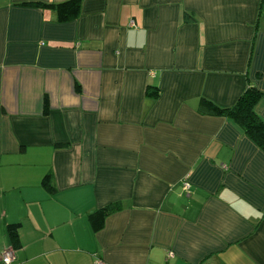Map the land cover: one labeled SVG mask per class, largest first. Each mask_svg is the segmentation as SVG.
I'll list each match as a JSON object with an SVG mask.
<instances>
[{
    "label": "crops",
    "instance_id": "crops-1",
    "mask_svg": "<svg viewBox=\"0 0 264 264\" xmlns=\"http://www.w3.org/2000/svg\"><path fill=\"white\" fill-rule=\"evenodd\" d=\"M24 1L66 0H0V264H264V151L198 111L264 91V0Z\"/></svg>",
    "mask_w": 264,
    "mask_h": 264
},
{
    "label": "trees",
    "instance_id": "trees-1",
    "mask_svg": "<svg viewBox=\"0 0 264 264\" xmlns=\"http://www.w3.org/2000/svg\"><path fill=\"white\" fill-rule=\"evenodd\" d=\"M82 0H66L58 3L43 1H24L20 5L36 7L41 10H52L57 22H68L76 19L80 14ZM187 20V18H185ZM148 95H158V90L148 87ZM264 98V91H260L254 85L248 84L236 101L229 107H220L208 99L201 98L198 111L201 114L222 116L236 123L262 151H264V120L258 114L256 108L258 102ZM44 113L48 111L46 97L43 105ZM121 208L120 203H111L96 212L101 216H107ZM12 243L16 241V233L10 229ZM13 248V246H12Z\"/></svg>",
    "mask_w": 264,
    "mask_h": 264
},
{
    "label": "built area",
    "instance_id": "built-area-1",
    "mask_svg": "<svg viewBox=\"0 0 264 264\" xmlns=\"http://www.w3.org/2000/svg\"><path fill=\"white\" fill-rule=\"evenodd\" d=\"M185 188H187V183L184 184ZM13 262V252L11 249H5L4 251H2L1 254V263L2 264H12ZM98 264H103V263H98Z\"/></svg>",
    "mask_w": 264,
    "mask_h": 264
},
{
    "label": "rangeland",
    "instance_id": "rangeland-1",
    "mask_svg": "<svg viewBox=\"0 0 264 264\" xmlns=\"http://www.w3.org/2000/svg\"><path fill=\"white\" fill-rule=\"evenodd\" d=\"M262 24H264V8H262Z\"/></svg>",
    "mask_w": 264,
    "mask_h": 264
}]
</instances>
